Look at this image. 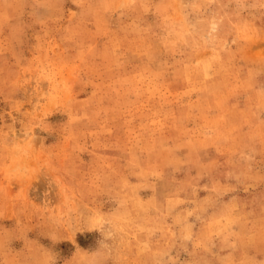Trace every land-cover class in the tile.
<instances>
[{
    "label": "rangeland",
    "instance_id": "rangeland-1",
    "mask_svg": "<svg viewBox=\"0 0 264 264\" xmlns=\"http://www.w3.org/2000/svg\"><path fill=\"white\" fill-rule=\"evenodd\" d=\"M0 264H264V0H0Z\"/></svg>",
    "mask_w": 264,
    "mask_h": 264
}]
</instances>
